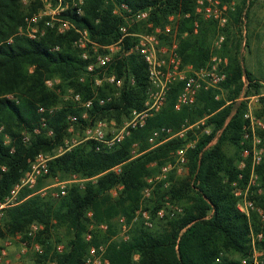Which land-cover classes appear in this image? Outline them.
<instances>
[{
	"label": "trees",
	"instance_id": "obj_1",
	"mask_svg": "<svg viewBox=\"0 0 264 264\" xmlns=\"http://www.w3.org/2000/svg\"><path fill=\"white\" fill-rule=\"evenodd\" d=\"M124 1L135 10L153 5L151 20L155 25L164 24L170 14L190 13L180 24V54L185 64L196 68L208 62L217 24L202 19L200 30L194 33V0ZM40 6V0H0V165L6 166V170H1L0 200L10 193L39 153L54 155L49 173L41 176L34 188L21 191L20 203L5 209L0 218V238L24 233L32 239L26 234L29 227L43 224L33 239L44 247L38 261L45 263L50 259L56 264H83L93 245H106L108 264H240V258L252 253V231L257 235L262 230L263 239L258 245L264 249V225L259 214L253 212L248 217L237 208L232 186L240 173V183H247L251 172V157L244 169L239 168L247 97L260 95L256 113L264 114V83L245 66L240 57L241 44L229 35L233 19L246 24L247 0L238 5L227 27L223 53L229 56V66L220 89H203L195 104L177 109L183 84L176 83L163 109L148 117L145 125L132 129L112 149L98 151V143L87 140L58 154L55 151L65 147L69 135L70 114L78 117L74 124L89 126L102 118L121 122L133 109H143L148 71L138 53L119 60L113 69L125 79L120 96L104 105L95 100L93 107L86 109L88 117L83 118L85 108L72 99L65 101L62 95L72 88L86 101L95 92L99 97L112 93L114 87L108 83L96 85L94 77L87 73L89 61L73 45L77 36L74 30L60 33L47 27L37 39L17 34L26 14ZM81 8L82 13L79 6L70 3L61 16L87 28L100 44L119 39L122 21L113 14L112 3L85 0ZM130 42L127 40L128 48ZM55 77L60 78L57 89L49 88L46 80ZM53 105L60 106L48 117L47 125L41 126L39 107ZM37 127L39 133L35 132ZM162 127L171 128L172 133L151 143L152 132ZM24 132L30 136L28 142L23 141ZM6 135L11 138L10 143L5 142ZM191 141L195 144L187 150V173L180 175L172 169L156 181L151 196L144 198L148 178L173 162L177 150ZM226 144L235 146L236 152L228 153ZM256 170L262 190H256L254 198L264 209V160ZM74 175L84 179L83 186L72 182L66 194L60 196L42 191L46 179L68 180ZM168 200L181 204L183 212L159 217L158 210ZM141 206L151 211L153 227L145 225L141 217L135 219ZM120 216H125L131 225L128 239L118 237ZM63 229L69 237L59 251L56 241H63L54 236ZM88 232L92 233L89 240Z\"/></svg>",
	"mask_w": 264,
	"mask_h": 264
},
{
	"label": "built area",
	"instance_id": "obj_2",
	"mask_svg": "<svg viewBox=\"0 0 264 264\" xmlns=\"http://www.w3.org/2000/svg\"><path fill=\"white\" fill-rule=\"evenodd\" d=\"M85 0H41L43 6L39 11L27 14L22 25L19 27L17 34L27 36L33 39L42 37L47 27L55 28L60 33H65L69 30H74L77 36L73 42L80 52L83 59L88 60L87 73L94 77L95 84L100 86L104 82L114 84L120 89L124 87V77H119L116 72L112 71V67L121 59L128 56L130 53H138L147 65L148 71V88L146 91V101L144 108L141 110L134 109L132 118L127 122L113 137H107L105 133V120H99L93 126L86 129V140L96 141L98 151L103 148L112 149L117 143L121 142L134 128L145 125L148 117L159 113L167 103L168 93L172 86L176 83H182L183 87L178 94L176 108L180 109L183 106L193 105L197 101V97L201 90L220 89L221 84L227 79V69L229 66V56L223 53L224 44L227 39L226 30L230 23L232 14L237 10L240 0H194L195 18L193 20L194 33H198L201 26V20H213L217 24L218 32L214 45L211 47L210 58L208 62L201 67H194L192 64H185L179 51V30L181 20L189 17L190 13L176 12L170 14L164 24L155 25L151 20L153 5L146 8L135 10L124 0H104L106 4L113 5V14L121 19L119 25L120 37L118 40L100 44L94 40L87 28L79 27L74 21L61 16V12L69 7L70 3L79 6V12L82 13L81 5ZM251 0H247L249 5ZM146 25L147 30H140V26ZM244 34L246 33V24L243 26ZM186 34V33H185ZM13 38L9 39V42ZM130 42L129 48L126 43ZM264 47V44H263ZM58 78H49L46 84L49 87L59 83ZM134 83L133 78H130V83ZM54 88V87H53ZM120 91L116 95L120 96ZM73 92V91H72ZM259 96H253L256 102L259 101ZM73 100L85 109L92 108L95 100L99 104L104 105L113 100V96L99 97L98 93L83 100L82 95L77 92L72 93ZM219 98V95H217ZM55 107L40 106L38 111L41 114V126L47 125L48 117L55 112ZM87 116V114H85ZM244 118L247 120L243 127V140L241 148V160L239 168H245L248 157H251V172L247 183H240L243 179V173L239 174V178L232 182L234 193L237 197V208L245 213L248 217L253 212H257L264 224V209L259 207L254 198L255 191L261 192L260 183L258 181L259 174L256 170L257 166L264 160V114L259 115L254 110L252 102L248 103L247 110L244 113ZM71 126L77 122L78 117L75 114L69 116ZM205 131L210 133V129ZM35 132L39 133L40 128H35ZM52 134V130H48ZM172 129L162 127L152 132L150 142L156 143L158 138L164 134H171ZM183 133V132H182ZM30 136L24 134L23 141L28 142ZM11 138L6 135V143H10ZM194 141L179 148L175 155V160L165 164L161 172L155 176L148 178V185L144 189V198L151 196L152 190L156 181L165 178L172 169H177L182 172L187 169V150L193 147ZM71 147L62 149L59 153ZM14 150V148L12 149ZM58 154V153H57ZM54 155L44 152L39 153L32 161L31 167L27 170L19 181L14 184L10 193L0 200V218L3 216L5 209L21 202L20 193L24 188L35 187L38 179L41 176L49 173V162ZM1 170H6L5 165L0 166ZM120 171V167L115 168ZM0 170V176H1ZM57 183L61 186L55 196L65 195L68 185L72 182H80L83 186L84 179L74 175L71 179L60 180ZM254 187H257L254 189ZM118 188H115L116 191ZM115 193V192H114ZM117 193V192H116ZM183 212V206L179 203L168 200L166 205L158 210L159 217L167 215L174 216L177 213ZM92 215V213H89ZM141 217L145 225L154 226V219L150 210L141 206L136 211V217ZM121 234L124 239L130 236L131 225L127 222L125 216H120ZM44 225L33 223L26 233L32 239L26 238L24 233H17L15 237L0 238V264H12L14 240H20L21 251L25 253L29 249V245L33 244L34 248L42 253L43 249L39 242L33 240L36 233L43 229ZM93 226H91L92 228ZM106 228L105 225H102ZM86 238H92V233L88 232ZM263 239V230L257 235L252 231L251 246L252 253L240 259V264H264V249L260 248L258 243ZM64 246L59 245L58 250H63ZM106 245L92 246L87 254L83 264H108L109 260L105 256ZM222 253L217 258L221 259Z\"/></svg>",
	"mask_w": 264,
	"mask_h": 264
},
{
	"label": "rangeland",
	"instance_id": "obj_3",
	"mask_svg": "<svg viewBox=\"0 0 264 264\" xmlns=\"http://www.w3.org/2000/svg\"><path fill=\"white\" fill-rule=\"evenodd\" d=\"M241 1H243V0H241ZM26 2H27V0H24V3H26ZM42 6H43V3L41 2V6L36 11H39ZM244 6H246V4H244ZM256 9H257V11H255ZM247 10H248V16H247V22H246V33L244 34V29H245L243 27L244 24L243 23H241V24L237 23L233 19V21L231 22V27L229 29V35L235 43L241 44L239 47L240 57L243 59L245 66L247 68H249L251 71H253V73L255 74V76L257 78H259V80L264 81V47H263V44H264V0H251V3L247 6ZM36 11H34V12H36ZM34 12H32V13H34ZM27 14H30V13H27ZM140 30H147V26L146 25L140 26ZM217 32H218V28L216 27V34L212 40L211 47L215 43V40L217 37ZM179 33H180V30H179ZM226 34H227V30H226ZM179 36H180V34H179ZM112 71H114L113 67H112ZM55 78H58V77H55ZM58 79L60 80V78H58ZM104 83H107V82H104ZM108 84H110L114 87V91L112 93L106 94L105 96L112 95L113 99L116 97H119L118 95H116V93L118 91H120V89L118 87H116L114 84H111V83H108ZM124 84H125V79H124ZM131 84H132V82H131ZM53 87H54V89H57L56 84ZM53 87H49V88L53 89ZM72 91L74 92V89H72V88L67 90L62 95V98L65 101L71 100V99L73 100V97H72L73 92ZM218 95H219V97L221 96V94H218ZM253 96H256V95H252V96L247 97V103L252 102L254 110L257 111L258 108H260V100L256 102V100H255V98H253ZM58 106H60V105H57V106L53 105L50 107H55V109H57ZM85 114H87V116H85ZM88 115L89 114L85 109L83 111V118H87ZM131 118H132V112L130 113L129 116H124L123 120L121 122L117 121L115 118H111V119L102 118V119H98L94 124H96L99 120H105V122H106V126H105L106 136L107 137H113L127 122H129V120ZM94 124L89 125V126H82V125H78V124H73L70 127L69 135L66 139L65 147L62 146L61 148L56 150L55 153L56 154L59 153L62 149L66 148L68 146L72 147L76 144H79L80 142L87 141L85 139L86 138V129L90 126H93ZM24 134H25V132H24ZM27 135H28V133H27ZM214 142L215 141H213L212 144ZM225 149L230 154H233L236 152V147L231 145V144H226ZM47 154L53 155V153H48V152H47ZM240 157H241V151H240ZM187 171H188L187 169H184L182 172L177 171V173L180 175H184L187 173ZM258 181H259V179H258ZM37 183H38V181H37ZM37 183H36V185H37ZM45 186H47L48 188H46L44 192L58 193L61 190V186L57 183L56 178L55 179H46L45 180ZM117 191H118V189L116 191H114V189H113V194H116ZM260 219H261V217H260ZM262 225H264V224H262ZM262 228H263V226H262ZM121 232L122 231H120L118 234L119 238H123V235L121 234ZM16 235H13V236L9 235V237L10 236L15 237ZM6 237H8V235ZM68 237H69V235L67 234V231L65 229L61 230V232H59L57 235H55L54 236L55 240L57 238H61L63 241V242H59V243H57V241H56L57 248L59 245H63V243L65 241H67ZM13 247H14L13 248L14 255H12V256L14 258L15 264H56L54 261H51L50 259H48L45 263H40L38 261L40 259L39 256L42 255V253L44 252V247L42 244H41V247L43 249L42 253L38 252L34 248L33 244H31V245H29L28 251L25 253H22L21 256L18 255V254H20V251H21L20 240H16V241L14 240V246ZM15 258H17V259H15ZM136 258H138V256H136Z\"/></svg>",
	"mask_w": 264,
	"mask_h": 264
},
{
	"label": "crops",
	"instance_id": "obj_4",
	"mask_svg": "<svg viewBox=\"0 0 264 264\" xmlns=\"http://www.w3.org/2000/svg\"><path fill=\"white\" fill-rule=\"evenodd\" d=\"M240 1H241V0H240ZM255 11H257V9H256ZM262 83H264V81H262ZM46 188H48V187L45 186V187L42 189V191H45ZM11 253H12V254H11V257H13L12 255H14V251L12 250ZM18 255H19V254H18ZM15 259H17V258H15ZM12 264H15V262H14V258H13V263H12Z\"/></svg>",
	"mask_w": 264,
	"mask_h": 264
}]
</instances>
